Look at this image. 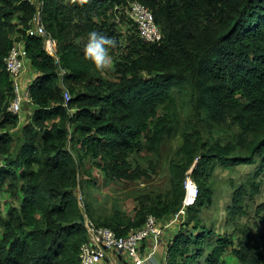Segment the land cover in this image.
<instances>
[{"label":"trees","instance_id":"1","mask_svg":"<svg viewBox=\"0 0 264 264\" xmlns=\"http://www.w3.org/2000/svg\"><path fill=\"white\" fill-rule=\"evenodd\" d=\"M131 1L45 0L58 62L41 36L27 32L35 7L0 0V195L9 194L0 199V264H81L80 248L89 240L82 213L119 235L143 226L150 214L166 219L183 204L190 170L198 193L168 246L167 264H226L228 248L239 264H264L257 237L237 221L245 197L264 184V0H139L161 27L158 42L140 35L126 13ZM92 29L116 41L103 70L84 58ZM17 42L37 72L31 120L21 125L9 109L15 94L5 61ZM176 137L169 187L135 195L133 215L95 207V197L85 195L95 184L93 167L111 179L148 178L162 145ZM245 163L254 168L227 206L241 232L236 241L207 218L217 168Z\"/></svg>","mask_w":264,"mask_h":264},{"label":"built area","instance_id":"2","mask_svg":"<svg viewBox=\"0 0 264 264\" xmlns=\"http://www.w3.org/2000/svg\"><path fill=\"white\" fill-rule=\"evenodd\" d=\"M35 7V13L30 22L27 32L30 35H39L43 38L44 48L59 62L58 41L46 28L44 23L45 0H28ZM126 13L134 21L139 29L140 35L147 41L158 42L162 38L161 27L155 20L153 11L139 0H133L126 8ZM120 21V18H117ZM27 51L23 42L13 45L8 55L5 57L6 66L13 77L14 98L9 105V109L18 113L21 117L24 103H32L31 84L25 85L23 75L26 71ZM67 74L65 68L60 71V84L64 89V103L71 99V94L64 81ZM21 121V118H20ZM191 170L185 179V197L178 212L175 213L172 221L179 220L186 215V206L192 204L198 193V186L190 175ZM191 192V198L189 194ZM86 225L89 230V240L84 242L80 248L81 264H100L108 259L109 264H116L115 260H109V253L114 256L126 252L132 259L133 264H152L151 253L144 252V242L151 238L155 245L160 244L164 225L156 215L150 214L143 226L131 228L125 235L117 234L111 227L96 226L90 220Z\"/></svg>","mask_w":264,"mask_h":264},{"label":"rangeland","instance_id":"3","mask_svg":"<svg viewBox=\"0 0 264 264\" xmlns=\"http://www.w3.org/2000/svg\"><path fill=\"white\" fill-rule=\"evenodd\" d=\"M122 30H129L130 24L121 21ZM112 64L110 57L109 64ZM179 137L167 141L161 147V155L155 170L148 178L140 179L134 182L111 179L99 167H93L92 178L95 184L90 188H85V195L95 197V207H103L111 209L113 206H119L128 214L135 213L137 205L134 199L143 190H153L154 194L164 192L169 187V164L175 151L179 145ZM17 151L20 147V140L14 144ZM135 153L133 157H140ZM87 166L91 164V159H86ZM254 165L240 164L234 168L228 166H219L217 168V177L214 184L215 204L209 209L210 215L207 218L208 222L214 223L216 232L231 234L237 241L241 237V232L233 220H228L227 206L232 202V194L235 189L245 180L246 176L253 170ZM233 181V182H232ZM84 195L81 194V197ZM9 194L0 195L3 202L8 200ZM264 203V184L260 185L259 190L252 196H246L241 216H237V221L243 226H248L251 232L257 237V241L262 249H264V211L258 207ZM4 211L7 207L3 205ZM86 218L87 214L85 213ZM88 220V218H87ZM0 223V230H1ZM226 264H237L238 259L232 253V249L228 248L225 253ZM125 258V257H124ZM129 260V258H126ZM103 263V262H102Z\"/></svg>","mask_w":264,"mask_h":264},{"label":"crops","instance_id":"4","mask_svg":"<svg viewBox=\"0 0 264 264\" xmlns=\"http://www.w3.org/2000/svg\"><path fill=\"white\" fill-rule=\"evenodd\" d=\"M27 63V61H26ZM37 72L32 71L29 68V65L26 67V71L23 75V82L25 85L31 84L35 78ZM32 103H24L20 125L28 123L31 120V115L33 113ZM175 214L168 216L166 219H160L162 225H164L163 234L160 240V244L155 245L154 241L151 238L147 239L144 242L143 249L146 253H151V262L152 264H167L168 263V246L172 242L174 236L178 233L181 223L186 219V215L180 217L179 220L172 221ZM125 257V258H124ZM126 258H129L127 260ZM115 260L116 264H133L131 257L126 253L122 252L116 256L109 253V260ZM225 260H227L225 258ZM100 264H109L108 259H105L103 263ZM239 264V262H237Z\"/></svg>","mask_w":264,"mask_h":264},{"label":"clouds","instance_id":"5","mask_svg":"<svg viewBox=\"0 0 264 264\" xmlns=\"http://www.w3.org/2000/svg\"><path fill=\"white\" fill-rule=\"evenodd\" d=\"M115 43L116 41L112 36L92 29L88 33L87 42L83 48L84 58L91 61L96 69L103 70L109 64L110 48Z\"/></svg>","mask_w":264,"mask_h":264},{"label":"water","instance_id":"6","mask_svg":"<svg viewBox=\"0 0 264 264\" xmlns=\"http://www.w3.org/2000/svg\"><path fill=\"white\" fill-rule=\"evenodd\" d=\"M79 221H81L82 223H85V224H86L87 218H86L85 213H82V214L80 215V219H79Z\"/></svg>","mask_w":264,"mask_h":264},{"label":"bare ground","instance_id":"7","mask_svg":"<svg viewBox=\"0 0 264 264\" xmlns=\"http://www.w3.org/2000/svg\"><path fill=\"white\" fill-rule=\"evenodd\" d=\"M189 198H191V192H190V194H189Z\"/></svg>","mask_w":264,"mask_h":264}]
</instances>
